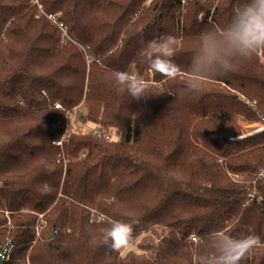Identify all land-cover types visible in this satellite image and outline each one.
Segmentation results:
<instances>
[{
	"label": "trees",
	"instance_id": "1",
	"mask_svg": "<svg viewBox=\"0 0 264 264\" xmlns=\"http://www.w3.org/2000/svg\"><path fill=\"white\" fill-rule=\"evenodd\" d=\"M37 2L62 13L66 44L34 0H0L5 264H194L193 234L264 242V131L241 137L239 122L264 116V57L237 62L199 95L180 94L200 33H220L236 0ZM165 35L176 37V80L144 56ZM116 71L153 82L149 96L119 91ZM75 108L92 131H68ZM109 221L131 223L132 241L142 234L140 254L103 243ZM240 264H264V247Z\"/></svg>",
	"mask_w": 264,
	"mask_h": 264
},
{
	"label": "clouds",
	"instance_id": "2",
	"mask_svg": "<svg viewBox=\"0 0 264 264\" xmlns=\"http://www.w3.org/2000/svg\"><path fill=\"white\" fill-rule=\"evenodd\" d=\"M187 69L181 95L195 96L203 91L208 80L226 75L236 63L264 57V0H236L231 19L220 33L206 29L200 33ZM176 37L165 35L149 41L144 56L154 72L168 80H176L181 69L172 59ZM118 90L126 91L133 99L149 96L152 85L145 79L128 72H114ZM111 227L104 233L103 243L113 251L128 248L133 240V225L109 221ZM197 253L194 264H240L254 248L264 247L255 234L236 237L217 230L205 237L192 236Z\"/></svg>",
	"mask_w": 264,
	"mask_h": 264
},
{
	"label": "rangeland",
	"instance_id": "3",
	"mask_svg": "<svg viewBox=\"0 0 264 264\" xmlns=\"http://www.w3.org/2000/svg\"><path fill=\"white\" fill-rule=\"evenodd\" d=\"M184 1H186V0H182V2L184 3ZM206 1H208V0H206ZM212 10L214 9V6L211 8ZM212 10H211V12H212ZM202 14H203V12H201V13H199L198 14V16H197V18L199 19V20H201L202 19ZM209 20H211L210 18H209ZM132 75H134V74H132ZM149 83H153V82H149ZM242 97L246 100V103L248 104V102L249 101H253V100H250V99H248L246 96H244V95H242ZM55 104H59V103H55ZM60 105V107L62 108V106H61V104H59ZM55 106V105H54ZM60 108V109H61ZM58 109V108H57ZM62 109H64V108H62ZM66 115V119H67V121H68V131L69 132H88V131H92V129H93V127H91L89 124H87V123H85V122H82L79 118H78V116H77V109L75 108V109H72V110H67L66 111V113H65ZM257 118H258V116H257ZM239 122H240V124L243 126V128H244V134L241 136V137H244V136H247L250 132H252L253 130H254V128H255V124L256 123H258L259 122V118H258V121H256V122H254V123H247V122H245V121H242V120H239ZM96 131H94L93 133H95ZM98 136L100 135L98 132L96 133ZM107 137V136H106ZM230 176H231V174H229ZM241 177H238V176H234V179H240ZM144 233H147V232H144ZM143 233V234H144ZM161 233V232H160ZM141 238V239H140ZM143 240V238H142V234L139 236V237H137L134 241H132V243H131V245L128 247V248H125V249H122V254L123 255H126L128 252H130L131 251V253H133V254H135V255H137V254H140L139 252H140V250H139V248H138V246H137V244H138V242H139V244L141 243V241ZM145 240H148V239H145ZM8 242H10V241H8ZM7 242V243H8ZM6 243V244H7ZM5 244V245H6ZM10 244H11V242H10ZM4 245V246H5ZM3 246V247H4ZM2 247V248H3ZM11 249H12V245H9V248H8V251H7V255H8V258H9V253H10V251H11ZM7 258V259H8ZM6 259V260H7Z\"/></svg>",
	"mask_w": 264,
	"mask_h": 264
},
{
	"label": "built area",
	"instance_id": "4",
	"mask_svg": "<svg viewBox=\"0 0 264 264\" xmlns=\"http://www.w3.org/2000/svg\"><path fill=\"white\" fill-rule=\"evenodd\" d=\"M34 3H36V5H37L38 12L40 14H43L44 16H46L47 19H49L52 23H54L58 27V29L60 31L61 43L66 44L69 41V36H68L67 28L61 19L62 13L61 12H57V13L45 12L43 10V6L40 3H38L37 0H34ZM248 104L252 105L254 108H255V106H257V103L255 101H249ZM54 107L58 108V109L61 108L59 104H55ZM257 116L259 118V122L256 124L254 123L255 128L252 132L264 131V116L259 111L257 112ZM55 144L60 146L61 141H57ZM261 176H262V180L264 182V171L261 173ZM253 199H254V195H250V201H252ZM192 236L193 235L190 236V240H192ZM5 258L7 259L8 255H6Z\"/></svg>",
	"mask_w": 264,
	"mask_h": 264
},
{
	"label": "water",
	"instance_id": "5",
	"mask_svg": "<svg viewBox=\"0 0 264 264\" xmlns=\"http://www.w3.org/2000/svg\"><path fill=\"white\" fill-rule=\"evenodd\" d=\"M237 97V95H235ZM10 242H8L1 250H0V264H5L7 251L9 248Z\"/></svg>",
	"mask_w": 264,
	"mask_h": 264
}]
</instances>
